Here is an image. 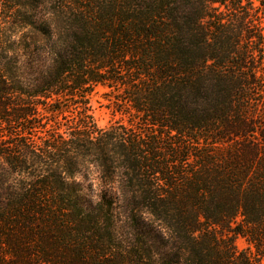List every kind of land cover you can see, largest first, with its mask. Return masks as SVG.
<instances>
[{"label": "trees", "instance_id": "16d2710c", "mask_svg": "<svg viewBox=\"0 0 264 264\" xmlns=\"http://www.w3.org/2000/svg\"><path fill=\"white\" fill-rule=\"evenodd\" d=\"M0 264H264V0H0Z\"/></svg>", "mask_w": 264, "mask_h": 264}, {"label": "rangeland", "instance_id": "374dc122", "mask_svg": "<svg viewBox=\"0 0 264 264\" xmlns=\"http://www.w3.org/2000/svg\"><path fill=\"white\" fill-rule=\"evenodd\" d=\"M103 93H104V89L98 88L92 97L93 114L98 125L101 127L108 126L116 119L113 117L110 110L105 107L106 102L102 98ZM234 240L239 250H244L250 247L248 242L245 240V238L241 236H237Z\"/></svg>", "mask_w": 264, "mask_h": 264}]
</instances>
